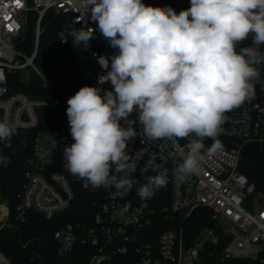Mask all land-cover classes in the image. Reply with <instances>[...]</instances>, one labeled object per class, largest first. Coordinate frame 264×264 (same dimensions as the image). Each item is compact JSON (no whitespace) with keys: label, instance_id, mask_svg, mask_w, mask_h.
I'll use <instances>...</instances> for the list:
<instances>
[{"label":"built area","instance_id":"built-area-1","mask_svg":"<svg viewBox=\"0 0 264 264\" xmlns=\"http://www.w3.org/2000/svg\"><path fill=\"white\" fill-rule=\"evenodd\" d=\"M153 7H172L177 13L190 7V0H142ZM88 0H0V101H9L10 110L0 109V121L16 129L35 128L32 156L26 160L21 190L16 193L15 212L22 218L27 210L49 219L67 209L78 191L84 192L83 213L76 223H66L53 232L57 252L66 254L76 243L86 245L85 264H215L228 260H256L264 250V194L240 169L243 150L255 145L264 153V65L255 83L254 98L225 113L218 139L222 148L205 156L197 174L179 181L174 168L182 163L191 137L151 140L144 135L138 112L120 121L121 127L133 128L136 137L128 142L127 154L134 165V179L127 193L114 187L93 189L67 169L64 148L74 143L67 117V100L81 87H67L49 81L35 64L40 22L48 10L68 15L74 27L58 32L65 43L73 31L87 27L95 30L100 45L93 48L94 82L87 86L111 90L99 77L107 70L98 63L119 49L111 47L92 21ZM37 15L31 54L20 49L28 15ZM252 45L251 35L240 42ZM264 50V45L261 46ZM21 72L24 80L34 72L45 95L32 97L25 92L8 90V74ZM213 140L205 138L206 147ZM165 175L167 185L150 199H141L137 189L148 177ZM261 198V202L259 199ZM207 209L214 226L189 229L187 221ZM9 208L0 201V228L7 223ZM226 219L222 221V219ZM39 258L33 252L30 258ZM123 257L126 260H123ZM0 264H10L0 250Z\"/></svg>","mask_w":264,"mask_h":264},{"label":"clouds","instance_id":"clouds-1","mask_svg":"<svg viewBox=\"0 0 264 264\" xmlns=\"http://www.w3.org/2000/svg\"><path fill=\"white\" fill-rule=\"evenodd\" d=\"M92 21L119 52L98 63L99 77L111 90L83 86L67 100L74 140L64 148L67 169L93 189L114 187L124 193L136 181L127 154L133 128L121 127L135 110L151 140L191 137L182 163L174 168L183 182L199 172L205 156L222 148L218 139L225 113L254 98L264 65V0H190L177 13L142 0H88ZM95 30L73 31L76 46H89ZM251 35L252 45L240 42ZM0 109L10 110L9 101ZM16 128L0 121V142L11 147ZM205 138L213 143L206 147ZM8 157L0 154V164ZM165 175L148 177L137 194L150 199L167 185Z\"/></svg>","mask_w":264,"mask_h":264},{"label":"trees","instance_id":"trees-1","mask_svg":"<svg viewBox=\"0 0 264 264\" xmlns=\"http://www.w3.org/2000/svg\"><path fill=\"white\" fill-rule=\"evenodd\" d=\"M37 15H28L25 34L19 48L31 54L33 35ZM68 15L56 14L48 10L40 22V34L35 64L41 73L52 83L69 87L87 86L94 82V62L91 56L93 48L100 45V41L92 38L89 46L73 43L69 36L65 43L58 40V32L63 28H73ZM8 90H20L28 96L38 97L45 95L40 78L33 73L23 79L21 72L8 74ZM35 128L16 129L11 139V147L0 142V154L8 157V164H0V201L9 208L7 223L0 228V250L8 256L10 264H85L89 250L86 245L76 243L66 254L57 252L58 241L53 237L56 228L66 223H76L83 213L84 192L78 191L70 206L63 212L47 219L41 214L27 210L22 218L16 217V193L21 190L23 171L26 160L32 156V141ZM240 169L255 184L256 191L264 194V153L255 145H247L243 150V159ZM207 209L200 210L198 215L187 221L189 229H197L203 225L214 226L215 220L210 218ZM39 258H30L33 252ZM123 260H126L123 257ZM117 264H125L118 260ZM215 264H264V250L256 260H228Z\"/></svg>","mask_w":264,"mask_h":264},{"label":"rangeland","instance_id":"rangeland-1","mask_svg":"<svg viewBox=\"0 0 264 264\" xmlns=\"http://www.w3.org/2000/svg\"><path fill=\"white\" fill-rule=\"evenodd\" d=\"M222 221H225L226 222V219L223 218ZM0 223H2V220H0Z\"/></svg>","mask_w":264,"mask_h":264},{"label":"water","instance_id":"water-1","mask_svg":"<svg viewBox=\"0 0 264 264\" xmlns=\"http://www.w3.org/2000/svg\"><path fill=\"white\" fill-rule=\"evenodd\" d=\"M259 201L261 202V198L259 199Z\"/></svg>","mask_w":264,"mask_h":264}]
</instances>
